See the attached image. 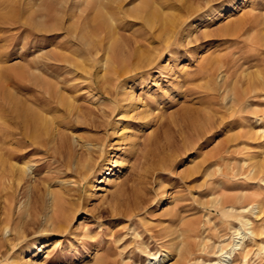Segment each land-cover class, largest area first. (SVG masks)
Returning a JSON list of instances; mask_svg holds the SVG:
<instances>
[{
    "label": "rangeland",
    "instance_id": "1",
    "mask_svg": "<svg viewBox=\"0 0 264 264\" xmlns=\"http://www.w3.org/2000/svg\"><path fill=\"white\" fill-rule=\"evenodd\" d=\"M259 77L264 0H0V264H264Z\"/></svg>",
    "mask_w": 264,
    "mask_h": 264
},
{
    "label": "bare ground",
    "instance_id": "2",
    "mask_svg": "<svg viewBox=\"0 0 264 264\" xmlns=\"http://www.w3.org/2000/svg\"><path fill=\"white\" fill-rule=\"evenodd\" d=\"M113 56V55H112ZM110 57L111 58V61L110 62H112V64L115 62V63H120V58L118 59L117 58V56H116V58L114 57ZM115 56V55H114ZM110 58H108V59H110ZM109 62V63H110ZM122 62V61H121ZM147 63V62H146ZM148 64H149V61H148ZM110 66V65H109ZM76 68V67H75ZM111 68V67H110ZM154 68V70L156 71V70H159V68L158 67H153ZM110 71L111 70H109V73H110ZM130 71V70H129ZM129 71H127L128 73H129ZM159 74H160V72H158ZM126 74V73H125ZM45 85H46V87H44V90H49L50 91V93H51V95L52 94H54V91L55 90H53V87H52V85L50 84V83H48V82H45ZM263 87H264V78H262V77H259V79H257V82L256 83H254V91H255V94H256V97H257V92H259L260 90H262L263 89ZM55 89V88H54ZM264 90V89H263ZM262 91H260V93H261ZM50 95V96H51ZM32 96V95H31ZM15 97V96H14ZM53 97V96H52ZM255 97V98H256ZM51 98V97H50ZM258 98H259V96H258ZM14 100V104L12 103V105H13V107H14V116L15 117H17V118H20L21 119V114L22 113H27L29 116H30V119H29V122L30 123H32L31 122V115H32V113L34 114V112H32V108L30 107V106H25V108H23L22 106H20V101H19V99L16 97V98H13ZM54 99V97L52 98V100ZM255 100V99H254ZM49 102L50 103V99H46V100H44L43 99V102ZM60 101V100H59ZM46 102H45V104H46ZM258 103V102H257ZM46 111V110H45ZM48 111V110H47ZM34 116V115H33ZM24 122H28L27 120H24ZM45 125H47V122L45 121ZM49 126V125H48ZM46 127L47 129H46V131H45V133L48 131L49 132V127ZM63 126V125H62ZM47 132V133H48ZM30 137V135L29 134H26L25 135V137L24 138H29ZM34 137V136H33ZM63 138V135L61 136V138H60V140ZM23 143L26 145V146H28L27 148H28V150L25 152V156L26 155H30V153H32L33 151H34V145L36 144H38L37 143V141H35L32 137H30V139H23ZM90 147V146H89ZM84 150H85V152H87L86 154H88L89 153V150H90V148H88V146L87 145H84L83 147H82ZM16 151V150H15ZM10 155H11V157L12 158H18V160L19 159H23L24 157V155L22 154V155H17L16 153H10ZM259 155H260V153L258 154V153H256V154H254V157H256V158H258L259 157ZM22 156V157H21ZM89 156V155H88ZM90 157V156H89ZM12 168L13 169H15L20 175H26L29 171H27V169L25 168V167H20V166H17V167H15V166H12ZM100 172V171H99ZM250 173H252V176H253V180H255V181H257L258 183L259 182H264V161H262V162H260V161H256V162H254V163H252V167H251V170H250ZM95 176V175H94ZM260 186H261V184H259ZM263 186V185H262ZM258 191H259V189H258ZM257 192V191H256ZM261 193V192H260ZM258 194V193H257ZM11 200H12V198H11ZM50 208H51V216H48L49 217V222H51V223H54L55 221H60V219H61V216H62V213H63V209H64V202L66 201L65 200V197H64V194L63 193H61V192H53V193H51L50 194ZM257 200H255L254 202H256ZM258 201H260V200H258ZM256 202V204H255V208H256V211H257V214L259 215V217H260V215L262 216V215H264V203H259V202ZM263 202H264V199H263ZM11 206V205H10ZM126 214H130L129 213V211L126 213ZM256 214V215H257ZM258 217V216H257ZM47 222H48V220L47 219H45ZM261 220V219H260ZM260 234V233H259ZM153 235H154V237H156V238H158V235L156 234H154V232H153ZM257 237V236H256ZM168 254H165L164 255V257H163V259H168ZM162 261V260H161Z\"/></svg>",
    "mask_w": 264,
    "mask_h": 264
}]
</instances>
